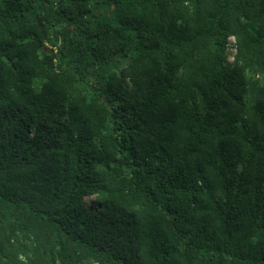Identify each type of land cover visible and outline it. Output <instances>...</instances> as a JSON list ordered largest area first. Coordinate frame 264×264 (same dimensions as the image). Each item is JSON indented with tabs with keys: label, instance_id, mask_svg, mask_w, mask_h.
Segmentation results:
<instances>
[{
	"label": "trees",
	"instance_id": "trees-1",
	"mask_svg": "<svg viewBox=\"0 0 264 264\" xmlns=\"http://www.w3.org/2000/svg\"><path fill=\"white\" fill-rule=\"evenodd\" d=\"M0 264H264V0H0Z\"/></svg>",
	"mask_w": 264,
	"mask_h": 264
},
{
	"label": "rangeland",
	"instance_id": "rangeland-1",
	"mask_svg": "<svg viewBox=\"0 0 264 264\" xmlns=\"http://www.w3.org/2000/svg\"><path fill=\"white\" fill-rule=\"evenodd\" d=\"M235 53L234 50V41L233 38H229L228 43L226 45V56L231 59ZM260 83V77L258 75H249V81L246 87V91L244 94V100L249 107V105L254 101L256 90ZM88 200H92V197H89Z\"/></svg>",
	"mask_w": 264,
	"mask_h": 264
},
{
	"label": "built area",
	"instance_id": "built-area-1",
	"mask_svg": "<svg viewBox=\"0 0 264 264\" xmlns=\"http://www.w3.org/2000/svg\"><path fill=\"white\" fill-rule=\"evenodd\" d=\"M229 38H233V37L230 36ZM229 38H228V40H229ZM233 41H234V38H233ZM227 43H228V42H227ZM234 50H235V49H234ZM227 60L231 62V61L233 60V57H232L231 59L227 58Z\"/></svg>",
	"mask_w": 264,
	"mask_h": 264
}]
</instances>
